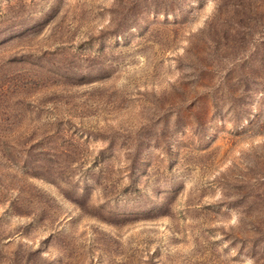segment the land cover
I'll use <instances>...</instances> for the list:
<instances>
[{"label":"rangeland","instance_id":"1","mask_svg":"<svg viewBox=\"0 0 264 264\" xmlns=\"http://www.w3.org/2000/svg\"><path fill=\"white\" fill-rule=\"evenodd\" d=\"M0 264H264V0H0Z\"/></svg>","mask_w":264,"mask_h":264}]
</instances>
